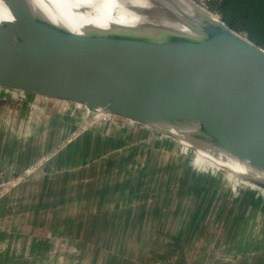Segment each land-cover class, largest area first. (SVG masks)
Wrapping results in <instances>:
<instances>
[{"label":"rangeland","instance_id":"obj_1","mask_svg":"<svg viewBox=\"0 0 264 264\" xmlns=\"http://www.w3.org/2000/svg\"><path fill=\"white\" fill-rule=\"evenodd\" d=\"M153 10L155 12L156 9L153 8ZM173 23L175 29H172L171 32L168 30H162V32L148 30L147 34L142 35L146 37L152 35L153 40L156 41H160L159 35L161 34L174 36L176 35L175 32H181L182 29L178 27V24ZM185 32L186 35H191V32L187 30ZM44 101L46 105L42 108L41 119H43L42 121L46 120L43 127H47L48 137L42 139V137L36 136L31 141L33 142V148L18 150L17 156L22 161V168L13 166L11 172L0 171V202L1 200L7 201L5 198L14 191L39 190V193H33V208L40 203L41 199L43 205L47 207L62 202L61 205H64L66 210L68 208L70 210L85 211L86 216L87 212L92 213L94 216L97 214L98 219L101 221L106 220L111 214V209H113L112 220L118 224L122 222V208L126 215L123 219L124 222L128 220L132 227L143 223L132 230L137 239L139 237V241L143 243L142 246L137 244L136 239L133 240V243H131L132 239H130V243L125 241L121 243V240L118 239L126 231L112 229L117 235L114 239L116 243H112L113 245L111 244L112 246L109 248L110 253L115 255L111 260H109L111 255L106 257V260H101L105 255L104 247H90V245L84 244L87 250L90 248L97 249L93 257L97 254L99 259L94 260L93 258L94 261L91 264H202L201 260L197 259L193 261L179 259V256H182L181 252L171 249L172 246L169 242L172 237L180 238L184 236L185 231L188 232V229H185L183 234H179V230L170 229L173 220L177 219L175 218L176 214L180 213L182 218L185 217L184 223L191 221L193 224L197 219L195 217L188 218L186 216L188 208L180 207L179 204L191 202L190 205L193 208H198L204 202V199L198 196H204L205 193L211 196V194L217 192L216 190L221 191L220 188L222 187L227 195H229V191L233 194L235 190L230 188L232 185L229 181L230 176L239 181L242 179L229 169L206 157L182 138L157 129L146 122L117 113L105 106L88 105L74 100L47 97L46 95L23 90L0 87L1 106L16 110L27 109L33 111V115L37 116L36 114L41 112L40 107ZM40 115L41 113L38 117ZM17 124L18 128H24L19 121H17ZM69 127L70 131L68 132ZM59 141L62 142L57 148L56 146H53L52 149L35 148L42 143L55 144ZM77 142L85 144L87 148L72 149L70 146ZM95 142L100 147L95 150L89 149L91 144ZM64 145L66 147L62 149ZM183 148L189 151H184ZM195 154L204 157L205 161L214 163L212 165L213 171L210 170L211 173L206 175L208 176L206 184L204 183V175L195 173L194 168L189 163L185 164L186 158L189 161L194 158ZM24 160L28 163L26 164ZM109 163L110 171L105 170ZM23 165L26 167H23ZM92 167L97 168L100 176L98 182L100 193L105 192L104 185L106 183H111L114 189L117 188L118 192L120 189L125 191L124 195L113 198L111 201H106L105 196L102 195L98 196L99 200L95 202L89 197L79 195L81 193L75 190L84 188L86 192L88 190L93 191L92 187L89 188L90 179L86 178L89 176ZM160 168H165V170L156 174L155 171ZM64 178L69 179L64 181ZM106 178H108V181H105ZM185 179L189 182L187 186L185 185V189H182L184 188ZM122 184H124L123 187ZM217 184L219 185L218 188L216 187ZM40 189H42L41 193ZM188 191L192 192V197L186 196ZM246 191L251 190L247 188ZM66 192L70 193L65 199ZM235 192L238 195L237 191ZM260 200L262 198L258 197V201ZM262 202L264 203V201ZM242 211H244V214L241 217L225 214L223 226L218 224V226H221L220 229H212V231H215L217 239L222 241L220 245L215 244V250L217 248L220 253L215 252L214 255H219L220 258L216 257L214 261L206 260L208 262L204 264H217V261H219L218 263L224 262L223 264H249L255 263V261L264 264V227H260L258 224L260 216H257L254 212L255 209L248 207V204L244 206ZM49 214L51 213L49 212ZM49 214L45 216H50ZM37 215L34 214V216ZM2 216L4 217V214ZM201 219L204 224V216ZM153 220L155 221L153 222ZM213 220H210V224L213 223ZM243 229H248V232L253 233L249 241H255L256 246L246 245L247 250L244 251L243 249L238 254L236 253L238 250H235L236 252L230 256L231 249L229 251L227 248L232 245L233 241H238ZM202 230L204 231V227L197 228L195 226L193 229L199 235ZM129 232H131V229ZM190 234L194 233L191 232ZM202 235L204 236V234ZM74 238L71 233L69 235L60 233L58 236L55 234L49 236L48 239L42 238L39 234L35 242L36 245H33V256L34 258L37 257L35 254H39L42 250L50 258L45 262H41L40 259L32 260L31 264H74L76 256L81 252L79 249L81 246L76 245ZM246 241L248 240L246 239ZM1 245L5 244L0 243V250L5 249V246H7L1 247ZM142 247L144 248L143 251ZM203 251L200 246H196L192 252L193 258H197ZM196 253H198L197 256H195ZM136 255L137 257L139 255L140 261L132 258ZM204 255L210 257L211 253ZM249 255L256 258L252 256L254 259L245 261L250 257ZM246 256L247 258H245ZM232 257H235V260ZM127 260L129 262H126ZM18 262L20 261L18 260ZM12 263L13 261L10 262V264ZM84 263L89 264L87 261H84Z\"/></svg>","mask_w":264,"mask_h":264},{"label":"bare ground","instance_id":"obj_2","mask_svg":"<svg viewBox=\"0 0 264 264\" xmlns=\"http://www.w3.org/2000/svg\"><path fill=\"white\" fill-rule=\"evenodd\" d=\"M153 8L147 0H0V79L23 74L105 89L64 69L58 48L44 36L53 31L73 44L82 37L120 39L116 49L124 56L112 60L117 66L161 84L182 101L240 117L246 133L264 142V93L236 72L227 56L179 25L182 30L174 36L183 47L163 34L159 38L169 42L167 47L146 42L142 34L148 30L175 29ZM138 93L107 106L189 140L158 123L148 110L155 107L152 95Z\"/></svg>","mask_w":264,"mask_h":264},{"label":"crops","instance_id":"obj_3","mask_svg":"<svg viewBox=\"0 0 264 264\" xmlns=\"http://www.w3.org/2000/svg\"><path fill=\"white\" fill-rule=\"evenodd\" d=\"M263 4H264V0H225V2L221 5H217V4L213 5L212 10L216 13V16L219 20H222L229 27L237 31L239 34L248 38L250 41L257 44L258 46L264 48V5ZM244 10H249V15L244 14L243 13ZM250 13L252 14L250 15ZM45 105L46 102L44 101L40 107L41 112H39V114L41 113V115L39 117H38L39 114H36L37 116H35L33 115L34 114L33 111L27 109L16 110L10 107H5L0 105V171L11 172L10 170H13L11 169L13 168V166H20L19 168H22V161L20 160V157L17 156V153L19 152L18 150L33 148L34 147L32 144L33 142L31 141L33 138H36V136H40L42 137V139L48 137L47 127H43L44 121L46 120L42 121L43 119H41L42 108H44ZM17 121H19V123L22 124L24 128L21 127L18 128ZM155 126L164 132L173 134L167 130H163L157 125ZM69 131H70V127L68 128V132ZM61 142L62 141H59L56 142L55 144L42 143L40 146H36L35 148L52 149L53 146H56L57 148L61 144ZM65 147L66 145H64L62 149H64ZM70 147L76 150L87 148L85 144L79 142L72 144V146ZM99 147L100 146H98V144L95 142L91 144L89 149L95 150L98 149ZM104 148H106V146H104ZM183 150L189 151L186 148H183ZM206 161L204 160V157L197 154H195L194 158H192L191 160L188 161V159L186 158L185 161V164L189 163L194 168L193 171H195V173L205 176L204 177L205 184L207 183L206 178H208V176L206 175L211 173L210 170L213 171L212 165L214 164L212 162L209 161L206 162ZM24 162L26 164L28 163L25 160ZM23 167L26 166L23 165ZM105 170H109V171L111 170L110 163L105 167ZM162 170H165V168L162 169L160 168L155 172L156 174H158ZM89 173H90L89 176H87L86 178L90 179L89 188L92 187L93 191L88 190V192H86L84 191V188L80 190H75L81 193L79 195L83 197L85 196L86 198L89 197L94 202L98 201L99 200L98 196H102V195L105 196L104 199L106 201L107 200L111 201L113 198L122 197L124 195L123 193H125V191L120 189V191L118 192L117 188L114 189L113 184L111 183L109 184L106 183L104 185L105 192L100 193L98 191L99 188L98 182L100 180V176L99 173L97 172V168L92 167ZM189 174L191 175L192 173ZM69 178H64L63 180L66 181V179ZM229 179H230L229 181L232 184L230 186L231 190L237 191L238 195L236 194L235 191L232 194L231 191L229 190H228L229 195H227V193H225L224 188L222 187L220 188L222 189L221 191L216 190L217 192L214 193L215 196L214 194H211V196H209V194L207 193H205L204 196H198L199 198L204 199V202L198 208H193V206L190 205L191 202L189 203L183 202L179 204L181 205L180 207H185L186 209L188 208L187 209L188 214L186 215L188 216V218L189 217L197 218L193 224L191 221L189 223H184L183 221L185 217L182 218L180 213H178L175 216V218H177L175 219L176 221L173 220L172 226H170V229L179 230L178 231L179 234L180 233L183 234V231L185 229H188V232L187 231H185L186 233L184 232V236L180 238L174 236L172 237V240L169 242L172 246L171 249H175L181 252L182 256L181 257L179 256V259L182 260L185 259L186 261L188 259L190 261L197 259V260H201V263L204 264L205 262H208L206 260L214 261L216 257H219V255L217 256L214 255L215 252L220 253V250H217V248L215 250V244L218 243V245H220L222 241L217 239V237L215 236V231H212V229L215 228L220 229L221 226H218V224H222L223 226V222H224L223 217L225 214L226 215L231 214L232 216L241 217L244 214V211L242 210L244 209V206L247 204L248 207L255 209L254 212H256V215L260 216L258 218L259 220L257 219L258 224L260 227L261 226L264 227V203L262 202L264 201V190L258 188L257 186L251 187L246 183L239 181L233 176H230ZM105 181H108V178H106ZM188 182L189 181L185 179L183 186L184 188L182 189H185ZM123 186L124 184H122V187ZM216 187L218 188L219 185L217 184ZM247 188H250L251 191H246ZM38 191L39 190H34V191L25 190L24 192H22L18 190L9 194L8 197L5 198L7 201L1 200L0 243H3L7 246L1 245V247L5 246V249L0 250V264H10V262L12 261H13L12 264H31L32 260L35 261L40 259L41 262H45V260H48L50 256L42 250L39 254H35L37 255V257L34 258L33 256L34 254L33 245H36L35 242L39 234L42 236V238L48 239L49 236H53L55 234L58 236V234L60 233H63L64 235L65 234L69 235V233H71L72 236L75 237L74 240L76 242V245L81 246L79 248L81 252L78 256H76V261H74V264H86L84 263V261H87L89 262V264H91V262H93L94 260L99 259V256L97 254L95 255V257H93V254H95V251L97 249L90 248L89 250H87L84 244H88L90 245V247L93 246H96L97 248L104 247L105 255L103 258H101V260H106V257H110V255L111 258L109 260H111L115 255L110 253L109 248L110 246L113 245L112 243H116L114 239H116V235H117V233H114L112 229H122L126 231V233L122 234L123 238L121 237L120 239H118L121 240L120 241L121 243H124V241L126 243H130V239H132L131 243H133V240L136 239L137 244H140L142 246L143 243L139 241V237L137 239V237L135 236L136 234L132 230H135L134 227L138 228L139 225L141 226L143 223L139 224L138 226L134 225V227H132V224L130 225L128 220L127 222H124L123 219L126 217L124 209L121 208L123 214L121 215L122 222H119L120 224H118L116 222H113L112 220L113 209H111V214L109 215V217H107L106 220L101 221L98 219L97 214L96 216H94L92 213L87 212V216H86L85 211L70 210L68 208L66 210V208H64V205H61L62 202L61 203L58 202L57 204H53V205L51 204L48 205L47 207L43 205L41 199L40 203L35 208H33L32 198L34 194L39 193ZM41 192L42 189H40V193ZM247 192L250 194H248ZM69 193L70 192L65 193L64 195L65 199L67 198ZM186 196L192 197V192L188 191ZM258 197L262 198V200L258 201ZM188 200L190 199L188 198ZM49 212L51 214H49ZM2 214H4V217L2 216ZM34 214H38V215L34 216ZM48 214L50 216H45ZM203 216H204V224L201 219L203 218ZM155 219H157V217H155ZM212 219H214L213 223L210 224V220ZM154 221L155 220H153V222ZM195 226L197 228L204 227V231L202 230L200 235L196 234L195 231H193ZM130 229L131 232H129ZM248 229L245 230L243 229V232L241 233V236L238 238V241H233L231 243L232 245L229 248H227V250L229 249V251L231 249L230 251L231 254L229 253L230 256L233 255L234 252H236L235 250H238L236 252L237 254L238 252H241V250L243 251V249L244 251L247 250L245 248L246 245L256 246L255 241H254L255 243L249 241L253 233H251L250 231L248 232ZM104 232L105 234L103 235ZM191 232H193L194 234H190ZM202 234H204V236ZM246 239L248 241H246ZM196 246H200L204 251L201 252V254L197 258H193L192 252L194 251V248ZM141 249L142 251L144 250L143 247ZM206 253L207 254L211 253V256L206 257L204 255ZM197 255L198 253H196L195 256ZM212 255L214 256L212 257ZM252 256L248 257V259H246L245 261H249L251 259L256 258L254 256L253 258ZM136 257L137 255L132 258H135L138 261L139 255L137 258ZM245 258H247V256ZM232 259L235 260V257H232ZM18 260L20 262H18ZM126 262H129V260H127ZM218 262L219 261H217L216 263L217 264L224 263V262L222 263H218ZM249 264H262V263L260 262L256 263L255 261V263H249Z\"/></svg>","mask_w":264,"mask_h":264},{"label":"water","instance_id":"obj_4","mask_svg":"<svg viewBox=\"0 0 264 264\" xmlns=\"http://www.w3.org/2000/svg\"><path fill=\"white\" fill-rule=\"evenodd\" d=\"M147 1L171 21L227 56L232 61L234 70L264 93V48L207 13L191 0ZM150 36L143 39L163 47L169 44L163 40L155 42L152 35ZM165 36L176 45L184 46L178 38L169 34ZM44 39L58 48L64 69L100 84L105 89L23 74L7 75L5 79H0V87L74 100L88 105H102L142 122L146 121L107 105L138 95L139 91L147 92L152 95L155 104L154 108L148 110L156 117L158 123L180 130L189 138L182 139L206 157L229 169L242 180L264 190V142L246 133V126L240 117L190 101H182L161 84L120 68L112 61L124 56L122 49H116L121 44L120 39L98 36L88 40L82 37L73 44L53 31H49ZM160 112H164L165 116H160Z\"/></svg>","mask_w":264,"mask_h":264},{"label":"built area","instance_id":"obj_5","mask_svg":"<svg viewBox=\"0 0 264 264\" xmlns=\"http://www.w3.org/2000/svg\"><path fill=\"white\" fill-rule=\"evenodd\" d=\"M193 1L194 3H196L200 8H202L204 11H206L207 13L215 16H216V13L212 10V6L213 5H221L225 2V0H191ZM242 182L244 183H248L250 185H252L250 182H247V181H244V180H241Z\"/></svg>","mask_w":264,"mask_h":264},{"label":"trees","instance_id":"obj_6","mask_svg":"<svg viewBox=\"0 0 264 264\" xmlns=\"http://www.w3.org/2000/svg\"><path fill=\"white\" fill-rule=\"evenodd\" d=\"M263 5H264V4H263ZM243 13L246 14V15H249V10H244ZM251 14H252V13H250V15H251ZM247 18H249V17H247Z\"/></svg>","mask_w":264,"mask_h":264}]
</instances>
